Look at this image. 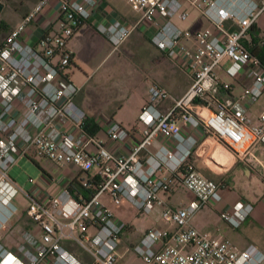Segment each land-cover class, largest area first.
Here are the masks:
<instances>
[{
	"label": "built area",
	"instance_id": "obj_1",
	"mask_svg": "<svg viewBox=\"0 0 264 264\" xmlns=\"http://www.w3.org/2000/svg\"><path fill=\"white\" fill-rule=\"evenodd\" d=\"M48 1L37 0L0 42V264H118L117 245L124 223L102 202L103 193L115 204L129 200L140 214L160 204L162 219L173 224L172 229H147L133 245L144 264H264V251L256 243L240 246L191 224L203 202L220 198L221 185L188 160L194 140L179 154L161 145L144 160L140 156L157 134L176 138L179 146L183 137L178 120L203 126L241 157L250 153L254 143H264V106L257 115L259 123L245 121V104L258 100L264 90V64L246 41L252 24L264 11V0H126L139 12L135 22L114 19L99 24L117 45L143 23L152 43L181 60L191 75L190 84L166 112L156 105L169 96L168 90L158 84L148 87V98L138 116L144 123L142 137L125 153H115L85 129V111L75 101L79 86L66 73L72 58L67 41L96 0H59L60 29L44 33L39 50L22 35ZM184 3L198 8L212 28L191 31L175 24L174 16H188ZM184 40L193 41L194 46ZM224 63L230 75L245 68L251 77L237 98L218 96L220 90H230V83L221 80L215 70ZM60 118L74 129H65ZM106 131L117 143L128 137V130L116 120L108 122ZM23 155L73 164L83 173L77 177L80 184L94 190L76 198L66 187L72 203L69 209L58 194L47 192L38 198L10 174ZM159 170H167L168 175L156 174ZM96 177L97 184L92 185ZM27 180L37 181L31 176ZM177 180L194 199L182 206L164 204L159 193L170 190ZM17 193L28 200L24 213L35 230L25 227L12 248L4 242L2 231L17 220L12 202ZM251 209V202L239 199L220 214L235 228ZM64 239L72 240L88 257L73 252L63 244Z\"/></svg>",
	"mask_w": 264,
	"mask_h": 264
},
{
	"label": "crops",
	"instance_id": "obj_2",
	"mask_svg": "<svg viewBox=\"0 0 264 264\" xmlns=\"http://www.w3.org/2000/svg\"><path fill=\"white\" fill-rule=\"evenodd\" d=\"M37 0L27 3L18 11H6L0 16V42L8 31L31 9ZM58 1L49 0L27 25L22 39L36 49L41 50L40 37L48 32L59 31ZM96 0V4L88 7L85 17L78 24L67 41L72 50V58L67 67V76L79 90L75 95L76 103L85 111L88 129L115 153H125L130 146L142 137L144 123L138 118L142 104L148 98V87L158 84L165 87L169 96L157 103V108L166 112L175 98L180 96L191 82V75L181 60L172 58L158 48L149 38V31L143 23L119 44L114 45L107 35L99 29V24H107L114 19L123 22H135L139 12L132 9L126 0ZM258 2L259 0H254ZM186 19L174 16L172 20L181 28L188 27L191 31L210 27L211 22L201 11L187 3ZM1 9V7H0ZM253 33V34H252ZM253 35L260 44L264 40V11L253 24L247 38L252 45ZM185 44L193 47L191 40ZM107 63V64H106ZM220 79L230 83V90H220L219 98H237L244 86L250 82V75L244 68L237 75H230L225 63L215 67ZM246 123H259L257 115L264 106V90L258 100L245 104ZM206 112V108H201ZM116 120L128 130V137L121 143L114 142L107 135V125ZM65 129L73 130V126L63 118L59 119ZM181 126L182 140L157 134L146 149L140 152L144 160L148 154L154 153L161 145H166L177 153L189 148L191 141L195 145L189 153V160L203 175L215 177L219 186L220 198L203 202L191 217V224L200 230H210L213 234L226 236L240 246L253 242L264 251V143L256 142L247 156L241 157L218 142L203 126H194L178 120ZM216 142L223 146L231 155L228 162L218 153L211 156L220 164V169L213 168L204 159V152ZM32 158L23 155L18 158ZM47 159V158H42ZM56 169L43 165L35 183L27 190L36 197L44 198L45 194L60 195L66 207L72 206L71 196L66 187L74 177L83 173L73 164H58L49 159ZM38 164L40 161L38 160ZM49 162V164H50ZM204 173H203V172ZM158 175H168L167 170H159ZM206 176V175H205ZM208 177V176H207ZM213 179V178H212ZM164 204L171 206L186 205L194 199V194L177 180L168 191L159 193ZM102 202L112 211L114 217L124 223L117 245L118 264H144L142 257L135 252L133 245L149 228L165 226L173 228V224L165 222L161 217L162 205H155L148 213L140 214L134 204L124 199L115 204L107 194L100 195ZM249 201L252 209L238 227H231L221 216L220 211L229 207L237 200ZM25 227H34L25 213L17 215L15 224L2 231L4 242L14 248L21 240V232ZM33 229V228H32ZM35 230V227H34ZM63 244L83 258L88 255L72 240L64 239Z\"/></svg>",
	"mask_w": 264,
	"mask_h": 264
},
{
	"label": "rangeland",
	"instance_id": "obj_3",
	"mask_svg": "<svg viewBox=\"0 0 264 264\" xmlns=\"http://www.w3.org/2000/svg\"><path fill=\"white\" fill-rule=\"evenodd\" d=\"M33 1L34 0H0V4H1L0 16L6 11H12V12H13V10L18 11V9H22L24 5H27V3H30ZM121 2L122 1L120 0V3ZM29 10H31V9H29ZM213 153L220 154L222 157H224L226 162H228L230 160V158L237 157V156L231 155L229 152H227V150L223 146H221L220 144H218L216 142V145L211 146L210 148H208V150H206L204 152L205 161L208 162V164H210L211 166H213V168H216V169L222 168L221 166L223 164L218 163L211 156V154H213ZM38 160L40 161V164H38L39 163ZM49 162L50 161H48L47 159L42 160V158H39V157H35L34 159L22 158L19 161H16V163L10 168V174L19 184H21L25 189H27L31 185V182H29L27 180L28 176H31L34 178L38 177V175L42 171L40 165H43L47 168L49 167L52 170L56 169L55 165L52 164L51 162L49 164ZM205 175L210 177V178H213L214 180L216 179L215 177H213L210 174L205 173ZM27 201H28L27 198L25 196H23V194H21V193H17L12 198V202L17 207L16 215H19V214L25 212ZM74 247H76L77 249L80 248L78 245H76V246L74 245Z\"/></svg>",
	"mask_w": 264,
	"mask_h": 264
},
{
	"label": "trees",
	"instance_id": "obj_4",
	"mask_svg": "<svg viewBox=\"0 0 264 264\" xmlns=\"http://www.w3.org/2000/svg\"><path fill=\"white\" fill-rule=\"evenodd\" d=\"M251 28H253V24H252ZM249 47H250L251 52L254 53L255 55H257L258 58L260 59V61L264 64V40L260 44H258L257 39L253 35L252 45H250ZM84 127L89 133H92V130L88 129V124H87L86 120H85ZM188 160H189V156H188ZM97 180H98L97 177H96V182H95V179H93L92 185H95V183L97 184ZM67 187H68V190L71 192V194L74 195L76 198L79 197V194L86 196L88 193H90L94 190L93 186H90V187L82 186L77 177H74L69 182Z\"/></svg>",
	"mask_w": 264,
	"mask_h": 264
},
{
	"label": "water",
	"instance_id": "obj_5",
	"mask_svg": "<svg viewBox=\"0 0 264 264\" xmlns=\"http://www.w3.org/2000/svg\"><path fill=\"white\" fill-rule=\"evenodd\" d=\"M0 7H1V4H0Z\"/></svg>",
	"mask_w": 264,
	"mask_h": 264
}]
</instances>
